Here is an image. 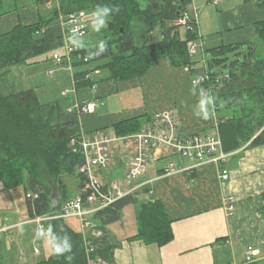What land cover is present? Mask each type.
I'll list each match as a JSON object with an SVG mask.
<instances>
[{"label":"trees","instance_id":"obj_1","mask_svg":"<svg viewBox=\"0 0 264 264\" xmlns=\"http://www.w3.org/2000/svg\"><path fill=\"white\" fill-rule=\"evenodd\" d=\"M6 1L9 2L0 0V16L11 12L6 8ZM36 1L47 5V16L42 15L36 23L20 24L0 34V181L4 189L23 186L26 194L37 195L27 198L31 219L61 211L63 204L70 199L64 180L66 176L79 178L78 188L83 200L91 193L83 191L87 178L79 169L85 159L78 142L73 143L80 138L82 128L78 112L68 110L72 98H64L60 93L59 97L49 101L42 100L34 87L5 90L14 68L52 61L53 53L62 44L60 14L99 11V17L106 21V26L100 30L102 41L106 43L105 50H101L100 41L91 48L80 50L90 56L89 63L73 62L75 86L79 91L92 88L96 82L141 77L164 58H168L174 67L190 66L194 72L198 53L190 57L187 45L201 38L198 26L187 30L175 25L192 0ZM254 1L264 8V0ZM56 2L62 4L61 9L55 6ZM105 6L110 9L107 14L103 12ZM113 6L120 10L117 12ZM256 25L255 40L218 45L205 52L207 78L202 86L215 111L221 114L218 129L223 149L229 153L244 144L252 147L264 145V20ZM157 31L159 40L153 36ZM93 65L106 76L88 79ZM152 121L153 116L142 115L112 127L118 136H125L139 132L146 126L144 124ZM54 186L59 192L56 198ZM150 191L147 186L95 211L90 216L94 227L86 232H83L82 225L80 229L68 221L75 217L46 221L45 236L36 234L39 250L48 242L51 249L68 247L63 255L50 253L37 259L35 264H116L115 251L122 246V239L139 240L159 247L171 243L174 221L161 200L141 197ZM54 199L61 200L58 206L54 205ZM131 206L135 208V219L129 230L135 232L112 233L110 226L122 221L125 210ZM97 231L101 235L97 236ZM244 264H264V259Z\"/></svg>","mask_w":264,"mask_h":264},{"label":"crops","instance_id":"obj_2","mask_svg":"<svg viewBox=\"0 0 264 264\" xmlns=\"http://www.w3.org/2000/svg\"><path fill=\"white\" fill-rule=\"evenodd\" d=\"M211 3L220 6L215 15L205 13ZM189 6L197 13L200 8L203 9L201 14L198 13L201 38L198 57H195V71L188 72L185 67L172 66L169 59H160L142 77L120 82L106 80L98 82L95 90H78L81 102L96 104L93 114L80 115L83 132L112 127L137 116H154L163 110H174L178 114L186 134L212 132L216 125L219 126L221 114L215 111L202 84H194L193 80L206 75V50L221 44L243 43L257 38L256 24L264 20V8L254 0H221L218 3L192 0ZM6 8L11 12L0 16V34L20 24L36 23L42 15L49 13L47 5L36 0H9L6 1ZM55 67L53 64L47 69L45 79L35 74L31 79L30 87L37 90L42 100L51 99L46 95L57 83L66 88L72 87L69 74H63L65 71L56 73L54 77L48 76V71ZM21 69L23 73L24 66ZM42 88H47V92ZM70 97L73 101V96ZM201 101H204L203 107ZM126 102L128 107H125ZM113 150L122 158L113 162L108 173H103L108 179H111V170L115 172L114 175H122L131 157L128 159L121 155L122 150L126 151L121 145H116ZM230 154L222 165L229 170L227 180L220 178V167L212 163L196 166L191 173L175 174H165L162 164L150 166L140 180L149 182L152 193L145 194L143 198L154 197L165 204L174 221V240L159 247L139 240L122 239V246L115 251L116 264H244L248 262V251L254 253L252 261L263 260L264 145L252 147L244 144L230 151ZM170 159L174 160V156ZM175 162L183 168L195 164L193 160L180 157ZM229 197L235 201V210L231 214L227 210ZM59 203L54 199L55 206ZM30 220L25 188H0V251L8 245L5 240L13 239L16 241L15 256L20 264H35L37 261L34 251L39 248L37 226ZM68 221L81 229L79 220L74 218ZM221 238L224 239L218 241ZM42 249L46 250L48 256L51 253L49 242ZM1 258H4L3 254H0V264L4 260Z\"/></svg>","mask_w":264,"mask_h":264},{"label":"built area","instance_id":"obj_3","mask_svg":"<svg viewBox=\"0 0 264 264\" xmlns=\"http://www.w3.org/2000/svg\"><path fill=\"white\" fill-rule=\"evenodd\" d=\"M218 3L221 0H212ZM57 3V2H56ZM58 8L60 4L58 3ZM98 18L93 17L87 10H81L64 16L60 14L62 27V44L60 49L53 53L52 61L55 68L48 71V76L54 77L56 73L67 71L72 87L66 88L63 96H73V104L69 111H77L79 115L83 113L93 114L96 111L95 102H81L75 86L74 75L76 69L73 66L74 60L90 62V56L80 52L83 48L81 40L87 38L91 33L92 21ZM175 25L187 30L198 26V14L196 10H187L183 16L175 21ZM200 42L190 41L187 45L190 57H195L198 53ZM190 72L191 67H185ZM90 73L87 78L97 80L102 75L100 68L90 66ZM207 78L204 75L200 79H194V84H202ZM96 82L91 90H95ZM78 142L79 149L84 155V164L79 172L87 178L84 192H91L86 200L82 195L68 199L62 206L61 211L44 216H37L31 219V223L37 225V235L45 236V222L53 218H78L81 221L83 232L94 227L90 216L97 210L110 205L117 199L134 194L147 187L149 182H142L140 179L149 170L150 166L162 164L165 174H175L179 172L191 173L196 166L212 163L220 167V178L227 180L229 170L223 168V164L229 159L231 154L224 151L218 125L212 132L186 134L181 127L178 114L174 110H163L153 116V121L144 126L139 132L118 136L116 133L99 132L89 135L81 132ZM121 145L126 151H130L131 157L126 166L123 177L118 176L108 180L103 173H108L114 162V147ZM171 156H180L184 159L193 160L195 164L189 168H183L170 159ZM4 188V185L2 186ZM152 193V190L149 194ZM35 194H26L27 198L36 197ZM227 210L231 214L235 210L233 197L228 198ZM97 236L100 231L95 232ZM35 254H39V248H35ZM247 261H252V251L247 252Z\"/></svg>","mask_w":264,"mask_h":264},{"label":"rangeland","instance_id":"obj_4","mask_svg":"<svg viewBox=\"0 0 264 264\" xmlns=\"http://www.w3.org/2000/svg\"><path fill=\"white\" fill-rule=\"evenodd\" d=\"M205 1H207V0H205ZM58 3L59 2H57L55 4L56 7L58 6ZM61 6H62V4L60 3V7ZM188 10H194V9H193V7L189 6ZM202 10L203 9L200 8L198 13L201 14ZM218 10H220V6H216V5L211 3L210 5L207 6V11H205V13L206 14L213 13L215 15V14H217ZM208 17H211V16L208 15ZM207 19H209V18H207ZM102 28H103V25L100 26L99 31H95L93 29V27H91V33L89 34V36H87V38L81 40L80 45H82L83 48H91L94 45H96V43L102 41L103 40V34L100 31ZM153 36H154V38L156 40H159L160 39L159 31L153 33ZM234 44H238V43H234ZM259 44L263 45L262 42H260ZM221 45H223V44H221ZM226 45H231V44L226 43ZM260 45H258L259 48H261ZM196 57H198V56H196ZM164 59H168V58H164ZM53 64H54L53 61H44V62L41 61L40 63L35 64V65H28L26 67L24 66L25 71L23 73L21 71L22 70L21 67L14 68L13 69V73L11 74L10 79H9V84L7 85V87H5V90L9 91L12 88H21V87L25 88V87L32 86V80L31 79H33L34 74L39 76L41 79H45V76H46L45 73H46L47 69L49 67L53 66ZM224 71H226V70L224 69ZM65 73H68V72L65 71L63 74H65ZM103 76H106V73L104 71H102V77ZM136 78H139V77H136ZM131 79H133V78H131ZM111 80H114V79H111ZM127 80H129V79H127ZM114 81L120 82V81H123V80H114ZM43 89L47 92V88H42V90ZM65 89H66V87H64L62 85H59L57 83L55 85V88L53 89L54 91L50 90L49 94L46 95V96H47V98L51 97V99H52L53 97L58 96L61 93V96L64 97V98L65 97H70L71 95L70 96H63L62 95V92ZM43 93H45V92L43 91ZM207 96L209 97L208 94H207ZM72 102L73 101H71V104H73ZM143 102H144V100H143ZM104 104H106V103H104ZM128 106H129V104L126 102L125 107H128ZM119 108H121L120 104H119ZM145 116H147V115H145ZM144 125H147V124H144ZM99 132L110 133V134L115 133L113 127L108 126V127L100 128L99 130H93V131H91L89 133L87 132V134L92 135V134H96V133H99ZM121 155L124 158L128 157V159H129V156L131 155V153H130V151L122 150V154ZM179 157L180 156H174V161H176V158H179ZM121 158L122 157L120 155H116V153H114V162L115 163H116V161H119ZM180 158H182V157H180ZM128 159L126 160V162L128 161ZM118 172L119 171H117V173ZM114 173L115 172H113L111 170L110 173H109V176L111 178L118 177L117 174L114 175ZM122 175H120V176L123 177L124 175L123 176ZM64 180H65V183L67 184L68 190H69L68 191V197L69 198H75L76 194H79V188H78L79 178L77 176H72V177L66 176L64 178ZM108 180H111V179L109 178ZM2 186H3L2 183H0V188H2ZM57 190H58V188L56 186H54V194L59 193ZM143 195L144 194H142L141 197H143ZM56 196H57V194L55 195V198H56ZM59 201H61V200L55 199V202L58 203ZM134 214H135V208L133 206L128 207L125 210V215H124L123 220L118 222L117 224H114V225L110 226V229H111L112 233L113 232L115 233V231H116V232H118V234H122V233L127 232L130 227H133L134 226L133 222H134V219H135V215ZM129 231H130L129 233H134L131 230H129ZM5 241H6V243H8V245H7V247H5V250H3L2 252L0 251V254H3V256H4V258H1V259H4L2 264H20L19 263V259L15 256L16 241H13V239H7ZM0 248H1V246H0ZM46 254H47L46 250L41 249L40 255H38V254L36 255L37 259L44 258L46 256ZM253 255H254V253H253ZM31 261H33L32 258H31Z\"/></svg>","mask_w":264,"mask_h":264},{"label":"clouds","instance_id":"obj_5","mask_svg":"<svg viewBox=\"0 0 264 264\" xmlns=\"http://www.w3.org/2000/svg\"><path fill=\"white\" fill-rule=\"evenodd\" d=\"M97 7H98V6H97ZM113 7L115 8V10H116L117 12L120 10L118 6H113ZM109 11H110L109 7L105 6V7L103 8V12H104L105 14H107ZM92 16L98 18L95 22L92 21V27H93V29H94L95 31H99L100 26H102V25L106 26V21H105L103 18L99 17V11H94V12L92 13ZM105 48H106V43L102 41V42H101V50L103 51V50H105ZM203 105H204V101H201V107H203ZM205 114H207V113H205ZM36 239H37V238H36ZM45 246H46V245H45ZM67 247H68V246H65V247L56 246V247L52 248V249L50 250V252H51V254H53V255H55V256H61V255H63V254L65 253ZM68 258L71 259V256H69Z\"/></svg>","mask_w":264,"mask_h":264},{"label":"water","instance_id":"obj_6","mask_svg":"<svg viewBox=\"0 0 264 264\" xmlns=\"http://www.w3.org/2000/svg\"><path fill=\"white\" fill-rule=\"evenodd\" d=\"M62 182V178L60 179V183Z\"/></svg>","mask_w":264,"mask_h":264}]
</instances>
